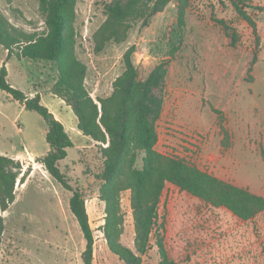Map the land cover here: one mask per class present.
<instances>
[{"label": "rangeland", "instance_id": "374dc122", "mask_svg": "<svg viewBox=\"0 0 264 264\" xmlns=\"http://www.w3.org/2000/svg\"><path fill=\"white\" fill-rule=\"evenodd\" d=\"M112 1L77 0L75 5V56L87 68L84 85L91 97L111 94L131 46L140 80L166 64L164 81L155 91L162 106L154 123V150L264 198V0H242V8L256 23L259 41L236 10V0H189L182 26L171 0L147 27L133 22L125 41H110L96 52L93 35L106 18L105 5ZM0 12L17 30L46 32L37 0H0ZM4 63L12 87L27 96L38 91L74 145L58 167L70 186L83 194L94 237L92 264H122L109 251L103 234L105 203L99 198L102 182L97 177L103 169L101 145L78 131L70 108L50 93L57 79L50 62L17 60L14 55L7 59L0 47V67ZM46 132L36 112L25 110L0 90V155L20 166L14 169L19 172L15 201L7 211L0 210L5 227L0 242L3 264H84L85 240L69 210L71 192L40 164L49 151ZM190 136L198 138L195 144L186 141ZM186 142L192 149L181 152ZM25 173V182L29 180L22 187ZM129 198L128 191L120 195V241L134 250ZM158 226L141 264H264V212L243 221L167 183ZM157 242L166 260L161 259Z\"/></svg>", "mask_w": 264, "mask_h": 264}, {"label": "trees", "instance_id": "16d2710c", "mask_svg": "<svg viewBox=\"0 0 264 264\" xmlns=\"http://www.w3.org/2000/svg\"><path fill=\"white\" fill-rule=\"evenodd\" d=\"M37 1L46 32L28 34L17 30L0 12V47L7 52V59L14 55L17 60L50 62L57 75L50 93L70 108L77 119L78 131L101 145L104 161L97 177L102 182L99 198L105 203L103 234L109 251L122 264H141L142 256L149 250L151 234L158 226V208L167 183L209 206L223 207L243 221L264 212L262 196L232 186L177 158L161 155L154 150L157 142L154 123L162 106L155 91L164 81L166 64L155 67L144 81L140 80L132 63L135 46H131L123 55L124 71L113 81L111 94L94 100L84 85L87 68L75 56L73 24L77 0ZM170 1L113 0L105 5L106 18L93 35L95 51H102L110 41H125L133 22L141 21V25L147 27L149 20L162 13ZM174 1L178 23L182 26L189 0ZM233 3L259 41L256 23L242 8V0ZM232 41L234 43V38ZM0 90L19 102L25 110L36 112L44 121L49 151L40 164L59 185L71 192L69 210L85 240L82 259L84 264H92L94 237L83 194L70 186L58 167V163L67 157V150L74 146L64 125L41 103L39 94L27 96L12 87L7 80L5 63L0 67ZM142 154V166L138 168L136 163ZM15 168H20L18 162L0 155L2 212L7 211L15 201L14 187L19 175ZM25 179L26 173L22 175L20 183L23 184ZM126 191L130 193L134 250L125 247L120 241L123 233L120 195ZM158 227L163 229L162 225ZM4 229L3 218L0 217V242ZM157 246L161 259L166 260L161 243L157 242Z\"/></svg>", "mask_w": 264, "mask_h": 264}, {"label": "built area", "instance_id": "2783aa9c", "mask_svg": "<svg viewBox=\"0 0 264 264\" xmlns=\"http://www.w3.org/2000/svg\"><path fill=\"white\" fill-rule=\"evenodd\" d=\"M195 139H198V138L196 136H190L189 138H186V141H188L191 144H195ZM188 142L182 144V147H181V150H180L181 152L182 151H186V148L190 149V150L192 149V147L190 146V144ZM163 155H167V154H163Z\"/></svg>", "mask_w": 264, "mask_h": 264}, {"label": "crops", "instance_id": "0c3cea01", "mask_svg": "<svg viewBox=\"0 0 264 264\" xmlns=\"http://www.w3.org/2000/svg\"><path fill=\"white\" fill-rule=\"evenodd\" d=\"M36 94H39L38 91H34L33 93L30 94V96L32 97V96H34V95H36ZM28 95H29V94H28ZM39 95H40V94H39ZM40 98H41V95H40ZM41 103H42V98H41ZM50 112H52V111H50ZM52 113H53V112H52ZM53 115L55 116V118H56L57 120H59V121L61 122L60 117H58L55 113H54ZM0 154H2V153H0ZM34 171H35V168H34ZM28 180H29V179H28ZM28 180H27V181H28ZM27 181H26V182H27ZM26 182L22 184V187L26 184ZM20 186H21V185H20Z\"/></svg>", "mask_w": 264, "mask_h": 264}, {"label": "bare ground", "instance_id": "6f19581e", "mask_svg": "<svg viewBox=\"0 0 264 264\" xmlns=\"http://www.w3.org/2000/svg\"><path fill=\"white\" fill-rule=\"evenodd\" d=\"M20 186V185H19Z\"/></svg>", "mask_w": 264, "mask_h": 264}]
</instances>
